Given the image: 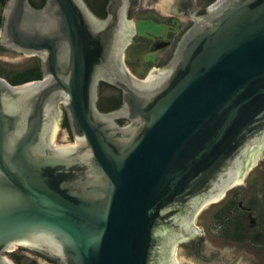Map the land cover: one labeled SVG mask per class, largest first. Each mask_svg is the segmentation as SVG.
Wrapping results in <instances>:
<instances>
[{
    "label": "water",
    "instance_id": "obj_1",
    "mask_svg": "<svg viewBox=\"0 0 264 264\" xmlns=\"http://www.w3.org/2000/svg\"><path fill=\"white\" fill-rule=\"evenodd\" d=\"M135 2L6 1L0 60L35 55L42 78L0 76V264L14 247L175 264L197 215L264 155V0H146L185 25L145 77L125 57ZM63 110L72 138L57 142Z\"/></svg>",
    "mask_w": 264,
    "mask_h": 264
},
{
    "label": "rangeland",
    "instance_id": "obj_2",
    "mask_svg": "<svg viewBox=\"0 0 264 264\" xmlns=\"http://www.w3.org/2000/svg\"><path fill=\"white\" fill-rule=\"evenodd\" d=\"M164 30L165 27L163 26H157L143 22L138 23L139 33H145L146 31L151 33H159L163 32ZM144 58L147 62L143 71H141V75H138L139 77H145L149 71L152 70L157 59L154 53H147ZM31 60V58H28L24 62L17 65H11L0 60V66L5 68L7 67L9 69H17L29 64ZM136 66L138 65L136 64ZM68 140L69 137L67 131L63 128L59 129L56 141L66 142ZM253 176L257 178L256 184L258 186L259 192L264 194V155L259 158V160L249 170L244 183L237 185L242 188V192H244L245 188L247 187L246 184L248 179L253 178ZM227 193L218 202L204 207L197 215L195 222L202 228V241L198 251H196L192 243H188V245L184 244L187 241H179L176 243L174 246L175 264H264V249L260 250L248 244L236 245L235 243L219 236L215 233V230L212 229V211L225 199ZM11 252L21 255L22 257L20 260L23 264H52L42 257H35L31 254L24 255L21 253V251H19V249H13Z\"/></svg>",
    "mask_w": 264,
    "mask_h": 264
},
{
    "label": "trees",
    "instance_id": "obj_3",
    "mask_svg": "<svg viewBox=\"0 0 264 264\" xmlns=\"http://www.w3.org/2000/svg\"><path fill=\"white\" fill-rule=\"evenodd\" d=\"M6 0H0V26L2 7ZM139 46L148 45V42L135 39ZM0 75L12 83H23L38 79L42 76L39 62H33L19 70H12L0 66ZM100 108L103 109L102 103ZM257 178H249L245 191L237 186L227 193L225 199L212 211L211 227L219 236L232 242H248L264 249V194H261L256 184ZM18 263L20 256L10 254Z\"/></svg>",
    "mask_w": 264,
    "mask_h": 264
},
{
    "label": "flooded vegetation",
    "instance_id": "obj_4",
    "mask_svg": "<svg viewBox=\"0 0 264 264\" xmlns=\"http://www.w3.org/2000/svg\"><path fill=\"white\" fill-rule=\"evenodd\" d=\"M88 1H89L90 6H91V9L93 11H95V0H88ZM145 1L146 0H136L134 8H133V10L129 16L132 19L133 24H134V33L132 35L131 42L128 44V46L126 47V50H125L126 62L130 66L131 70L137 74V76L141 75V71H143V69L146 65L147 61L144 58L146 56V54L147 53H154L155 56L158 57L159 54L171 44L170 40L172 39V37L178 31H180L183 28V26L185 25V21L182 20L181 18H179L178 16L174 15V14H164V15L161 14V12L157 8V6L140 7ZM214 1L215 0H194V5H195V8L204 9V8H207L208 6H210ZM4 7H5V5L2 7L1 13H3ZM139 22L149 23V24L157 25V26H163V27H165V30L163 32H159V33H151L149 31H146L145 33H139V31H138V23ZM0 29H1V26H0ZM136 38H138L141 41H145V42L147 41L148 45H145V46L139 45L138 46L135 43ZM29 58L32 59L31 62L29 64L23 66V67L30 65L34 59H37V57L35 55H32ZM136 64L138 66H136ZM23 67H20L17 69H12V70H19ZM0 76L4 77L3 75H0ZM4 78H6V77H4ZM40 78H42V76ZM40 78H38V79H40ZM100 82L98 84L97 106L101 111H103V109L100 108L99 103H103L105 101V99L107 98L108 94L101 88ZM13 84H20V83H13ZM125 122H126V120L123 123H125ZM61 128L65 129L68 133V137L72 138V134L68 128V122L65 118L64 110H63V114H62V118H61V122H60V129ZM201 241H202V235L200 237L192 238V239L188 240L187 242H185L184 244L188 245V243H192L194 245L196 251H198L200 246H201ZM233 243H235L236 245L248 244V245L253 246L254 248H257V249H260V250L263 249V248L257 247L256 245H253V244L248 243V242H233ZM13 249H19V251H21V253H23L24 255H30L31 254L35 257L36 256L42 257L39 255H35L29 251L18 248V247H14ZM13 249H11L7 252L8 255L14 254V252H11ZM17 255H19V254H17ZM19 256H20V258L22 257L21 255H19ZM203 258H206V257H203ZM20 262H21V260H20ZM49 262H51V261H49ZM51 263L56 264L53 262H51ZM21 264H23V263L21 262Z\"/></svg>",
    "mask_w": 264,
    "mask_h": 264
}]
</instances>
